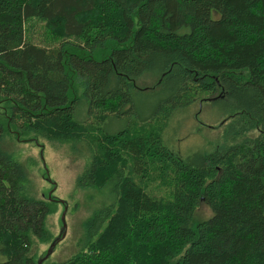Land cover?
<instances>
[{
    "label": "trees",
    "instance_id": "trees-1",
    "mask_svg": "<svg viewBox=\"0 0 264 264\" xmlns=\"http://www.w3.org/2000/svg\"><path fill=\"white\" fill-rule=\"evenodd\" d=\"M153 90V114L102 130ZM203 101L222 107V140L187 162L163 134ZM9 138L83 142L77 183L113 190L55 264H264V0H0V264H32L55 203Z\"/></svg>",
    "mask_w": 264,
    "mask_h": 264
},
{
    "label": "rangeland",
    "instance_id": "rangeland-1",
    "mask_svg": "<svg viewBox=\"0 0 264 264\" xmlns=\"http://www.w3.org/2000/svg\"><path fill=\"white\" fill-rule=\"evenodd\" d=\"M154 80L152 77L148 80L139 78L137 85L150 86ZM163 91L167 90L136 91L131 104L127 106L126 116L121 119L109 118L102 130L117 132L125 126L127 118L141 119L150 116L161 102ZM80 92H77L78 97ZM77 109L76 117L80 120L87 119L84 100H80ZM196 110L197 105H194L190 114L188 111L175 113L163 134L165 144L187 162H193L197 156L212 151L221 143L224 132V125L219 124L223 116L220 104L213 105L203 101L198 112V122L195 119ZM3 145L15 160L24 164L36 197L55 203L54 211L45 219V229L50 237L41 241L32 236L29 246L34 264L39 261L41 264H55L69 258L76 251L78 239L83 235L84 220L107 204L113 190L110 185L97 188L85 182L77 183V177L89 160V153L83 142L44 139L16 141L9 138ZM64 208L66 211L62 221ZM209 214L212 212L205 204H201L196 212L198 218Z\"/></svg>",
    "mask_w": 264,
    "mask_h": 264
},
{
    "label": "flooded vegetation",
    "instance_id": "flooded-vegetation-1",
    "mask_svg": "<svg viewBox=\"0 0 264 264\" xmlns=\"http://www.w3.org/2000/svg\"><path fill=\"white\" fill-rule=\"evenodd\" d=\"M33 227H34V224L31 221V224H29V226H28V232H29V234L34 233L33 232ZM24 248H25L24 253H30V246L29 245H27V247L24 246ZM31 261H32V264H33V260H31Z\"/></svg>",
    "mask_w": 264,
    "mask_h": 264
},
{
    "label": "water",
    "instance_id": "water-1",
    "mask_svg": "<svg viewBox=\"0 0 264 264\" xmlns=\"http://www.w3.org/2000/svg\"><path fill=\"white\" fill-rule=\"evenodd\" d=\"M65 211H66V208H64V211H63V213H62V215H61V220H62V221H64ZM47 254H49V253H47ZM46 256H47V255H46ZM38 264H41V261H39Z\"/></svg>",
    "mask_w": 264,
    "mask_h": 264
}]
</instances>
